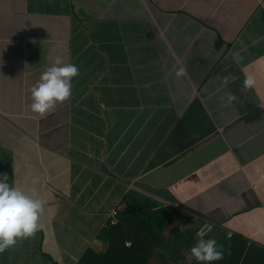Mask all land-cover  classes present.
<instances>
[{"label": "crops", "instance_id": "crops-1", "mask_svg": "<svg viewBox=\"0 0 264 264\" xmlns=\"http://www.w3.org/2000/svg\"><path fill=\"white\" fill-rule=\"evenodd\" d=\"M57 59L79 75L40 116L30 90ZM2 172L46 218L0 262L78 264L133 197L185 206L264 256V0H0Z\"/></svg>", "mask_w": 264, "mask_h": 264}, {"label": "clouds", "instance_id": "clouds-1", "mask_svg": "<svg viewBox=\"0 0 264 264\" xmlns=\"http://www.w3.org/2000/svg\"><path fill=\"white\" fill-rule=\"evenodd\" d=\"M186 69L181 66L176 70L177 78L185 75ZM79 75V68L74 63H65L57 59L50 67L43 71L39 80L32 86L30 90L31 104L30 109L33 113L43 116L49 113L59 103H63L72 95V81ZM227 77H225V80ZM253 84L250 77L245 78L244 86L247 88ZM229 99L233 97L229 96ZM103 108V107H101ZM253 113L251 110L245 112V116ZM39 183L42 182V174H37ZM154 205V207H153ZM133 207L138 210L166 209L167 213H174L180 211L182 216L175 220L170 231H166L170 238L169 244L175 247L178 240L171 236L174 231H190L194 236L196 242L188 250L185 264H214V262L221 261L225 257V248L223 244L230 241L235 244H240L238 252L241 256L239 264H258L262 262L264 256L256 252V247L261 246L256 241H252L241 234L226 229L218 225L215 221L210 219L196 218L185 206L179 207L160 206L154 201L147 198L145 201H139L133 197L129 202L125 201L121 208L119 205L114 207L107 213L106 219L99 224V240L105 241L107 246L103 251H96L89 243L88 250H93L97 254H105L108 247V233L109 230L120 223L121 212L126 208ZM43 211V201L36 195L35 190L28 193L23 186L13 184L9 172L0 173V253L5 254L11 258L13 252L23 243L35 239L44 231L41 229L40 216ZM166 213V215H167ZM194 219L199 221L195 222ZM134 222V221H133ZM199 226L196 227V225ZM181 225V226H180ZM186 225V226H184ZM180 226V227H179ZM210 228V229H209ZM205 229L201 234L198 232ZM207 230H209L207 232ZM218 231V235L212 233ZM43 239L40 241V249L42 252ZM126 247L131 248L132 242L126 241ZM84 253V254H85ZM43 256L48 257L46 253ZM84 256V255H83ZM82 256V257H83ZM193 257V259L191 258ZM50 259V258H49ZM52 259V258H51ZM81 260V259H80ZM198 262V263H197ZM79 263V262H78ZM0 264H9L7 261H1ZM148 264H182L178 257L165 258L158 261V258L153 257ZM223 264H234L228 260H223Z\"/></svg>", "mask_w": 264, "mask_h": 264}, {"label": "trees", "instance_id": "trees-1", "mask_svg": "<svg viewBox=\"0 0 264 264\" xmlns=\"http://www.w3.org/2000/svg\"><path fill=\"white\" fill-rule=\"evenodd\" d=\"M151 211L150 208L147 210L126 208L121 212L120 223L109 230V247L106 253L97 254L93 250H88L78 264H148L155 256L158 259L176 256L180 263L185 264L184 255H187L194 244L192 242L195 239L194 234L187 230L171 233V236L178 240L175 247L170 246V238L165 234L166 231L171 230V226L182 216V213L176 211L170 214L166 209H153L152 213ZM131 220L134 221L133 224L128 225ZM128 240L132 242L131 248L126 247ZM229 243L231 242L227 241L223 244L224 259L239 264L242 256L238 252L240 244L234 246ZM191 258L193 259L192 256ZM223 260L214 264H223Z\"/></svg>", "mask_w": 264, "mask_h": 264}, {"label": "rangeland", "instance_id": "rangeland-1", "mask_svg": "<svg viewBox=\"0 0 264 264\" xmlns=\"http://www.w3.org/2000/svg\"><path fill=\"white\" fill-rule=\"evenodd\" d=\"M122 207V205H119V208H121ZM45 218H46V215L45 216H43V221H41V228H42V230L44 231V222H45ZM210 229V228H209ZM205 229H201L200 231H198L200 234L204 231ZM209 230H207V232H208ZM37 236H35V238H36ZM193 243H195L196 242V239H194L193 241H192ZM162 259H158V261H161ZM198 263V262H197Z\"/></svg>", "mask_w": 264, "mask_h": 264}]
</instances>
